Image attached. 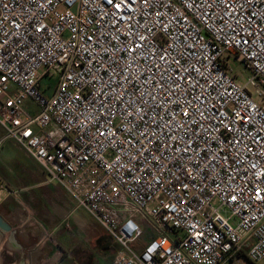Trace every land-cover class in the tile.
I'll return each instance as SVG.
<instances>
[{"label":"built area","instance_id":"1","mask_svg":"<svg viewBox=\"0 0 264 264\" xmlns=\"http://www.w3.org/2000/svg\"><path fill=\"white\" fill-rule=\"evenodd\" d=\"M0 126L113 264L264 262V0H0Z\"/></svg>","mask_w":264,"mask_h":264},{"label":"crops","instance_id":"2","mask_svg":"<svg viewBox=\"0 0 264 264\" xmlns=\"http://www.w3.org/2000/svg\"><path fill=\"white\" fill-rule=\"evenodd\" d=\"M5 149L13 153L9 171L0 174L6 183L0 216L11 230L0 229V264H86L96 252V238L90 227L83 240L82 224L89 226L83 209L23 150L14 144Z\"/></svg>","mask_w":264,"mask_h":264},{"label":"rangeland","instance_id":"3","mask_svg":"<svg viewBox=\"0 0 264 264\" xmlns=\"http://www.w3.org/2000/svg\"><path fill=\"white\" fill-rule=\"evenodd\" d=\"M8 144H14L17 148L21 149V147H19L12 139L5 137L4 129L0 126V174L9 171L8 166H10L9 161L11 160L10 154L13 153L9 152V150L11 151L15 147L11 146L12 148L10 147L8 151L7 149L3 151L4 145L7 146ZM82 213L85 215L87 219L86 221L89 223V226L87 225L88 227L82 224L83 240L90 227L92 234H95L96 238V252L92 255V257H89L84 261L86 264H113L115 253L119 249V245L112 239L106 229L93 217H91L88 213L86 214L83 210ZM222 213L227 215L225 211H222ZM31 228L32 227H26L28 233H31ZM144 232L143 237L150 232V229L148 227H144ZM90 245H94L93 238ZM257 264H264V262L258 261Z\"/></svg>","mask_w":264,"mask_h":264},{"label":"water","instance_id":"4","mask_svg":"<svg viewBox=\"0 0 264 264\" xmlns=\"http://www.w3.org/2000/svg\"><path fill=\"white\" fill-rule=\"evenodd\" d=\"M0 229L2 231H10L11 230V227L7 223H5L3 221V219L1 218V216H0Z\"/></svg>","mask_w":264,"mask_h":264}]
</instances>
